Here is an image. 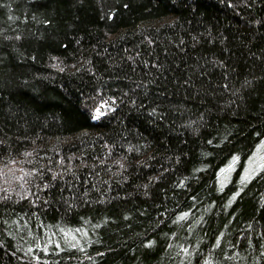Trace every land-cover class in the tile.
<instances>
[{"label": "trees", "instance_id": "trees-1", "mask_svg": "<svg viewBox=\"0 0 264 264\" xmlns=\"http://www.w3.org/2000/svg\"><path fill=\"white\" fill-rule=\"evenodd\" d=\"M263 145L264 0H0V264H264Z\"/></svg>", "mask_w": 264, "mask_h": 264}, {"label": "rangeland", "instance_id": "rangeland-1", "mask_svg": "<svg viewBox=\"0 0 264 264\" xmlns=\"http://www.w3.org/2000/svg\"><path fill=\"white\" fill-rule=\"evenodd\" d=\"M264 159V145L260 146L257 151L255 152L254 156L251 158L248 167L243 175V181L247 182L249 179L258 171L260 168L264 165L262 160ZM235 171V165H232V167L228 166L225 169H223L222 176L225 177L227 174L232 175ZM228 175L225 178V181H223V185L228 182Z\"/></svg>", "mask_w": 264, "mask_h": 264}]
</instances>
